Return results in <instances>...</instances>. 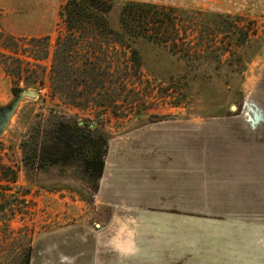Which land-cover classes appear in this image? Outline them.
<instances>
[{"label": "rangeland", "instance_id": "374dc122", "mask_svg": "<svg viewBox=\"0 0 264 264\" xmlns=\"http://www.w3.org/2000/svg\"><path fill=\"white\" fill-rule=\"evenodd\" d=\"M69 1L0 0V163L10 169H0V217L7 220L0 223V264H24L27 259L30 264H91L88 244L99 229L94 224H100L93 184L76 167L28 172L23 163L25 138L61 118L98 127L108 136V155L113 160L123 156L127 162H167L175 148L163 140L180 137L178 129L185 123L192 126V198L153 210L160 253L152 261L133 264H203V230L236 218L202 213L208 202L214 210L217 203L202 198L201 188L215 183L200 175L199 165L207 167L222 156L217 144L206 142V136L210 139L220 122H226L222 118L249 109L245 81L251 68H259L253 63L264 52V0H112L108 19L116 32L121 33L123 7L139 3L144 14L151 12L157 22L168 25L161 29L167 43L88 32L70 41L62 19ZM59 37L74 44L69 55L78 71L72 79L79 108L51 88ZM47 42L49 57L35 60L34 52L43 55ZM18 46L25 53L15 54ZM15 59L26 60L34 71L10 76L1 62L17 64ZM86 67L97 71L92 78H84ZM27 91L37 97L22 96ZM106 213L104 221L109 219ZM84 222L92 230L85 232L86 244L80 243L79 224ZM246 237H241V259L248 256Z\"/></svg>", "mask_w": 264, "mask_h": 264}, {"label": "crops", "instance_id": "0c3cea01", "mask_svg": "<svg viewBox=\"0 0 264 264\" xmlns=\"http://www.w3.org/2000/svg\"><path fill=\"white\" fill-rule=\"evenodd\" d=\"M263 53V54H262ZM260 53L246 76L249 109L237 113L206 136V142L220 148L218 162L199 165L200 175L215 186L201 188L209 202L204 214L235 216L216 222L202 235L203 264H264V52ZM259 69L258 71H256ZM258 72V73H257ZM257 73V74H256ZM256 74V75H255ZM228 123V125L226 124ZM167 131L177 130L168 127ZM180 137L167 138L164 145L172 149L167 162H127L121 156L107 155L99 189L95 194L97 231L90 246L91 264H130L152 261L160 253L155 242L160 235L155 209L167 208L170 202L192 198L194 171L192 126L178 129ZM176 135L175 133H172ZM172 135V136H173ZM216 135V136H215ZM138 138L137 141H140ZM155 140V139H154ZM203 141V139H202ZM123 147V143H121ZM128 153V152H127ZM109 154V152H108ZM120 154H125L122 152ZM215 164V165H214ZM210 192V193H209ZM108 210L104 221L102 212ZM99 213V214H98ZM241 216L246 219H241ZM80 243H84L86 222L80 223ZM157 227V228H156ZM245 234H244V233ZM165 239H169L166 229ZM248 240V256L241 259V237Z\"/></svg>", "mask_w": 264, "mask_h": 264}, {"label": "trees", "instance_id": "16d2710c", "mask_svg": "<svg viewBox=\"0 0 264 264\" xmlns=\"http://www.w3.org/2000/svg\"><path fill=\"white\" fill-rule=\"evenodd\" d=\"M113 7L112 0L69 1L63 9L62 19L67 26L70 41L77 39L78 34L88 32L89 35L95 37L104 36L107 33L109 34L107 36L123 37L129 35L134 38H146L155 43L168 42L161 32V29L168 28V25L163 21L157 22L156 16L151 12L144 14V5L139 3H127L123 7L120 21L121 33L116 32L110 26L108 19ZM148 7L156 9L155 6ZM38 41L40 42V40ZM64 41L65 37H59L53 51V63L50 71L51 88L55 94L69 96L70 100L67 103L79 108L82 104L77 101V86L72 79L77 70L70 62L72 57L69 55L73 52L74 44L69 43L68 45ZM16 44L18 45V43ZM44 45L43 55H38L40 51L34 52L35 60L40 61L49 57L48 42ZM15 49V54L25 53L19 46ZM24 50L26 49L24 48ZM172 51H175L174 48ZM8 58L11 57L6 59ZM13 61H16L17 64L9 63L7 60L1 62L4 70L10 76L22 77V74L34 71L27 66L29 62L26 60L15 59ZM96 72L93 68L88 67L82 70L86 79L92 78ZM15 92L18 93V90ZM96 103L98 102L94 104ZM87 105H91L90 102ZM99 105L102 106L103 104ZM108 142L107 134L98 127H93L91 123L84 121L81 124L78 121L61 118L54 120L47 128H35L28 138H25L22 142L23 163L28 172H45L58 167H76L82 171L86 181L93 184L97 192L109 152ZM0 169L10 171L2 163H0ZM13 174L15 175L14 172ZM12 182H16V177L12 179ZM1 222L6 223V218L0 217ZM24 264H30V259H27Z\"/></svg>", "mask_w": 264, "mask_h": 264}, {"label": "water", "instance_id": "95a60500", "mask_svg": "<svg viewBox=\"0 0 264 264\" xmlns=\"http://www.w3.org/2000/svg\"><path fill=\"white\" fill-rule=\"evenodd\" d=\"M22 96L29 97V98H36L37 94H36V92H33V91H27V92H23ZM9 119H10V117H9Z\"/></svg>", "mask_w": 264, "mask_h": 264}]
</instances>
